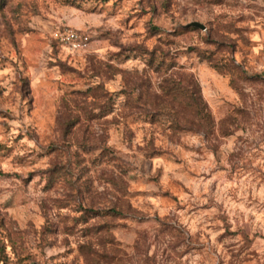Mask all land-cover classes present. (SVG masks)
<instances>
[{
    "label": "rangeland",
    "instance_id": "rangeland-1",
    "mask_svg": "<svg viewBox=\"0 0 264 264\" xmlns=\"http://www.w3.org/2000/svg\"><path fill=\"white\" fill-rule=\"evenodd\" d=\"M5 259L264 264V0H0Z\"/></svg>",
    "mask_w": 264,
    "mask_h": 264
},
{
    "label": "built area",
    "instance_id": "built-area-1",
    "mask_svg": "<svg viewBox=\"0 0 264 264\" xmlns=\"http://www.w3.org/2000/svg\"><path fill=\"white\" fill-rule=\"evenodd\" d=\"M57 39L72 51H82L89 48L91 37L88 33L75 29H65L56 34Z\"/></svg>",
    "mask_w": 264,
    "mask_h": 264
},
{
    "label": "water",
    "instance_id": "water-1",
    "mask_svg": "<svg viewBox=\"0 0 264 264\" xmlns=\"http://www.w3.org/2000/svg\"><path fill=\"white\" fill-rule=\"evenodd\" d=\"M189 27H195V28H199L201 30H205V25L199 23V22H193L191 24L188 25Z\"/></svg>",
    "mask_w": 264,
    "mask_h": 264
},
{
    "label": "trees",
    "instance_id": "trees-1",
    "mask_svg": "<svg viewBox=\"0 0 264 264\" xmlns=\"http://www.w3.org/2000/svg\"><path fill=\"white\" fill-rule=\"evenodd\" d=\"M2 263H3V264H8V261H7V259H5V260H2Z\"/></svg>",
    "mask_w": 264,
    "mask_h": 264
}]
</instances>
